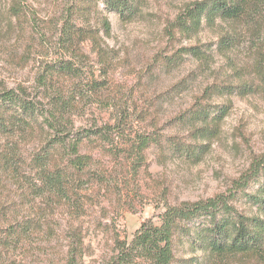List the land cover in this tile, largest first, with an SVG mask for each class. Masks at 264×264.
<instances>
[{"label":"trees","instance_id":"1","mask_svg":"<svg viewBox=\"0 0 264 264\" xmlns=\"http://www.w3.org/2000/svg\"><path fill=\"white\" fill-rule=\"evenodd\" d=\"M101 1L124 21L141 11L140 0H74L66 10L74 16L66 20L60 41L68 53L77 55L79 43L91 42L108 76L114 66L113 51L100 32L109 38L111 24L103 17L100 29L92 25ZM38 10L32 0H0V24H6L5 32L20 34L30 25L28 12ZM176 23L186 37L225 25L215 42L160 55L155 63L172 69L187 56L202 65L209 64L216 53L227 57L232 80L208 85L173 119L175 126L188 129L191 142L167 137L174 153L199 163L220 135L229 112L230 105H213V99L264 93V0H200ZM245 48L253 62L240 66L230 55ZM31 49L27 46L22 63L29 62ZM79 79L74 65L58 61L46 65L38 77V90L43 89L41 97L47 104L32 99L26 90L0 92V264H27L41 238L56 236V209L78 212L88 183L100 188L109 185L103 173L94 180L89 177L98 168L94 153L107 152L111 142L107 128L68 131L78 96L85 100L87 95ZM60 82L72 83V93H67L66 86L59 88ZM104 88V82L95 81L88 91L98 96ZM164 139L144 138L142 151L157 145L166 152ZM255 181L259 187L249 192ZM240 200L243 206L235 203ZM160 219L161 225L147 221L130 242L120 243L121 252L110 264H264V156L251 163L229 195L167 205ZM64 233L69 247L66 264H85L82 232L69 224ZM186 252L201 256L185 259Z\"/></svg>","mask_w":264,"mask_h":264},{"label":"rangeland","instance_id":"2","mask_svg":"<svg viewBox=\"0 0 264 264\" xmlns=\"http://www.w3.org/2000/svg\"><path fill=\"white\" fill-rule=\"evenodd\" d=\"M197 1L140 0L141 11L130 21L108 11L101 1L92 25L100 29L103 17L111 24L109 38L100 32L113 51L114 66L108 76L103 74L91 42L79 43L78 55L68 53L61 44L63 26L74 16L66 10L74 0H32L39 10L28 12L30 25L20 34L17 30L5 32L6 24H0V92L26 90L45 105L43 89L38 90L42 70L58 61L71 63L79 70L77 81L87 95L85 100L78 96L68 131L107 128L111 140L107 152L94 153L98 168L89 175L94 180L103 173L109 185L100 188L88 183L78 212L56 209V236L41 238L27 264H66L69 247L64 229L69 224L82 232L85 264H110L121 252L120 243L130 242L144 223L161 225L167 205L229 195L251 163L264 156V93L213 99V105L230 107L220 135L201 162L174 153L166 143L167 137L191 142L188 129L175 126L173 119L208 85L233 78L227 57L217 53L205 65L191 56L172 69L155 64L160 55L211 44L223 32L225 25L204 28L192 37L179 33V16ZM27 46L33 53L25 64L20 58ZM250 55L245 48L230 56L242 66L252 64ZM95 81L105 84L98 96L88 91ZM58 86H66L67 93H72V83ZM154 136L165 138L166 152L157 145L142 151V140ZM258 187L259 181H255L248 191ZM194 256L201 255H182L185 259Z\"/></svg>","mask_w":264,"mask_h":264}]
</instances>
